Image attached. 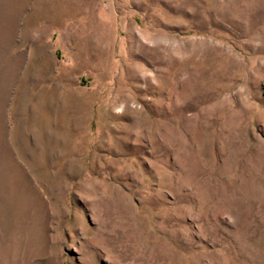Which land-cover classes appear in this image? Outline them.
Masks as SVG:
<instances>
[{
	"label": "rangeland",
	"instance_id": "obj_1",
	"mask_svg": "<svg viewBox=\"0 0 264 264\" xmlns=\"http://www.w3.org/2000/svg\"><path fill=\"white\" fill-rule=\"evenodd\" d=\"M32 4L0 264H264V0Z\"/></svg>",
	"mask_w": 264,
	"mask_h": 264
},
{
	"label": "crops",
	"instance_id": "obj_2",
	"mask_svg": "<svg viewBox=\"0 0 264 264\" xmlns=\"http://www.w3.org/2000/svg\"><path fill=\"white\" fill-rule=\"evenodd\" d=\"M34 0H0V66L18 65L28 48V30L35 32ZM3 92L0 88V96ZM1 105V104H0ZM18 137V136H17ZM3 143V142H0Z\"/></svg>",
	"mask_w": 264,
	"mask_h": 264
}]
</instances>
